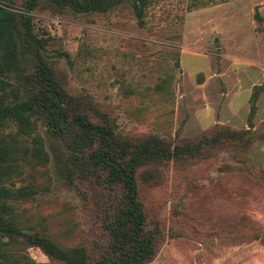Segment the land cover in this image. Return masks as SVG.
<instances>
[{"label": "rangeland", "instance_id": "1", "mask_svg": "<svg viewBox=\"0 0 264 264\" xmlns=\"http://www.w3.org/2000/svg\"><path fill=\"white\" fill-rule=\"evenodd\" d=\"M30 14L62 87L86 96L97 110L92 119L104 114L116 133L171 142L215 126L253 134L242 154L213 149L190 166L170 164L154 184L140 183L145 225L157 236L146 264H264V0H152L140 22L127 2L103 12L49 6ZM5 78L13 82L14 74ZM254 85L262 87L249 125ZM15 128L6 122L2 132ZM43 130L36 121L23 137L30 145L39 134L48 161L26 162L14 179V186L35 189L11 202L14 220L62 247L84 243L89 264H97L110 194L90 182L66 184ZM10 253L33 264H65L36 246L17 244ZM2 264L16 262L9 257Z\"/></svg>", "mask_w": 264, "mask_h": 264}, {"label": "trees", "instance_id": "2", "mask_svg": "<svg viewBox=\"0 0 264 264\" xmlns=\"http://www.w3.org/2000/svg\"><path fill=\"white\" fill-rule=\"evenodd\" d=\"M152 0H0V263L12 257L16 264H33L26 256L12 255L17 244L36 246L48 259L65 264H89L84 243L66 248L48 235L25 232L14 220L11 202L25 200L34 187L14 186L26 162L45 165L48 154L39 134L23 137L43 126L57 171L68 185L90 182L110 194L103 203L102 228L106 243L97 264H146L154 254L155 232L146 228L139 185L156 183L162 169L170 164L181 169L208 157L216 150L234 149L239 154L248 147L252 133L215 126L194 138L171 142L151 134H119L104 114L86 96L65 90L55 76L53 62L43 54L46 38L33 30L30 12L37 7L69 9L73 13L103 12L127 2L140 22ZM254 18L259 20L255 12ZM14 74V81L5 77ZM264 81V79H263ZM261 85L249 96L247 121L250 125ZM10 98L9 102H5ZM97 111V110H96ZM6 122L15 131L2 132ZM255 137V136H254ZM77 188V187H76ZM82 199V190H78ZM12 252V251H11ZM13 253V252H12ZM20 255V254H19Z\"/></svg>", "mask_w": 264, "mask_h": 264}]
</instances>
